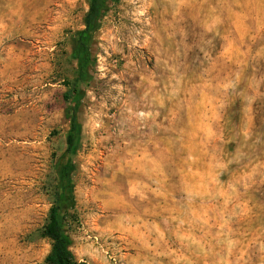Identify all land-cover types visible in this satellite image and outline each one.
<instances>
[{
  "label": "rangeland",
  "instance_id": "374dc122",
  "mask_svg": "<svg viewBox=\"0 0 264 264\" xmlns=\"http://www.w3.org/2000/svg\"><path fill=\"white\" fill-rule=\"evenodd\" d=\"M68 154L88 0H0V264H45L66 183L86 264H264V0H111Z\"/></svg>",
  "mask_w": 264,
  "mask_h": 264
},
{
  "label": "trees",
  "instance_id": "16d2710c",
  "mask_svg": "<svg viewBox=\"0 0 264 264\" xmlns=\"http://www.w3.org/2000/svg\"><path fill=\"white\" fill-rule=\"evenodd\" d=\"M111 0H88L89 10L84 17V28L73 35L72 58L77 62L78 70L73 89L64 94L67 104L66 115L70 121V130L66 134L68 154H71L81 132L78 122V107L74 105L81 93L82 81L88 76L93 62L92 42L100 24L109 12ZM69 184L59 189L55 201L49 211L42 236L51 242V250L45 264H86L76 259L71 248L72 238L66 220V205L71 201L73 192Z\"/></svg>",
  "mask_w": 264,
  "mask_h": 264
}]
</instances>
